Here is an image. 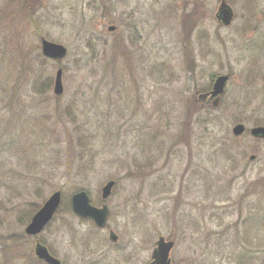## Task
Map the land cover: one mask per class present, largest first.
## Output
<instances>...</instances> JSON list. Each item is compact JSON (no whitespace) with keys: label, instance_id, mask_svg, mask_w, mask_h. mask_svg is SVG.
<instances>
[{"label":"rangeland","instance_id":"1","mask_svg":"<svg viewBox=\"0 0 264 264\" xmlns=\"http://www.w3.org/2000/svg\"><path fill=\"white\" fill-rule=\"evenodd\" d=\"M221 1L0 0V264H44L38 240L67 264H145L161 236L172 264H264V0H226L228 26ZM221 74L213 107L199 90ZM82 190L109 205L105 227L69 210Z\"/></svg>","mask_w":264,"mask_h":264},{"label":"water","instance_id":"2","mask_svg":"<svg viewBox=\"0 0 264 264\" xmlns=\"http://www.w3.org/2000/svg\"><path fill=\"white\" fill-rule=\"evenodd\" d=\"M217 18L222 21L224 25H230L234 18V10L232 6L226 1L222 0L216 14ZM110 30H114L115 26H110ZM41 50L42 53L51 59L60 60L67 55L68 49L66 46L60 43H56L42 37ZM229 79L227 74L219 75L209 92L200 94V99H206L209 96L215 97L213 106L218 107L221 102V95L225 91L226 83ZM54 92L57 95H61L64 92L63 83V68H59L55 76ZM244 123H237L233 127V133L238 136L242 135L246 131ZM251 135L257 138H264V125L254 126L250 129ZM253 159V156H252ZM115 180H110L103 187L102 196L103 199H108L112 194ZM62 203V191H55L43 204V206L34 214L30 223L26 226V233L29 235H37L43 231L45 226L53 219L54 215L58 211ZM72 205L74 211L83 218H90L95 221L97 226L104 227L109 218V206L104 204L101 207L95 206L91 202L89 194L83 190L77 192L72 197ZM112 238L116 239V235L112 233ZM158 251H160L159 261L162 264H171L170 253L174 248L175 242L173 240H166L161 237L159 242ZM36 255L48 262L49 264H62L59 259L52 256L48 248L42 243L38 242L36 245Z\"/></svg>","mask_w":264,"mask_h":264},{"label":"flooded vegetation","instance_id":"3","mask_svg":"<svg viewBox=\"0 0 264 264\" xmlns=\"http://www.w3.org/2000/svg\"><path fill=\"white\" fill-rule=\"evenodd\" d=\"M230 77V76H229ZM206 101H212V98L210 97V98H207L206 99ZM261 125H264V124H261ZM252 158V157H251ZM255 158V156L253 155V159ZM112 233H114V232H111L110 233V240L112 241V243H117L118 242V240H119V236L116 234V233H114L115 235H116V239H113L112 238ZM162 237V236H161ZM161 237H159V239L157 240V242H156V245H155V247L153 248V251H152V253H151V255H150V257H149V259L146 261V263L145 264H162V263H160V259H159V255H160V251H158V248H159V244H158V242H159V240H160V238ZM38 242V241H37ZM37 244V243H36ZM48 248V247H47ZM48 250H49V252H50V254L52 255V256H54L55 258H57V259H59L60 260V262L62 263V264H67V262L66 261H64L62 258H60L58 255H56L55 253H54V251L53 250H50V248H48ZM37 260L39 261V259L37 258ZM41 262H45V261H43V260H41ZM46 263V262H45ZM48 264V263H47ZM124 264H131L130 263V261H126ZM171 264H172V260H171Z\"/></svg>","mask_w":264,"mask_h":264},{"label":"trees","instance_id":"4","mask_svg":"<svg viewBox=\"0 0 264 264\" xmlns=\"http://www.w3.org/2000/svg\"><path fill=\"white\" fill-rule=\"evenodd\" d=\"M51 85H52V83H51ZM50 88H51V86H50ZM211 89V86H207V87H205V88H203V89H201V90H199V92H201V93H203V92H207L208 90H210ZM42 90V89H41ZM40 92H43V91H40ZM200 100V99H199ZM195 102L196 103H205V101H198V99H196L195 100ZM69 210L70 211H72L73 212V208H72V205H71V201L69 202ZM38 209L37 208H33V210H32V214H34L36 211H37ZM33 216V215H32ZM28 219H30V217L28 218ZM44 264H46V263H44Z\"/></svg>","mask_w":264,"mask_h":264}]
</instances>
